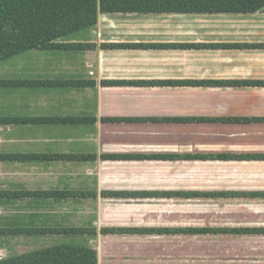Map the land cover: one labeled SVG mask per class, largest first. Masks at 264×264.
Masks as SVG:
<instances>
[{"label":"crops","instance_id":"1","mask_svg":"<svg viewBox=\"0 0 264 264\" xmlns=\"http://www.w3.org/2000/svg\"><path fill=\"white\" fill-rule=\"evenodd\" d=\"M58 42L94 48L29 50L0 62V82H6L0 84V119L10 120L0 122V260L68 244L94 249L98 264H155L132 260L141 255L121 240L264 237L100 232L264 228L261 224L166 226L173 223L148 221L147 216L148 210L163 209L165 203H264V196H252L264 194V12L99 14L93 27ZM60 82L90 84H51ZM38 118L92 121H12ZM58 155L92 159L41 157ZM104 155L157 158L104 159ZM142 210L148 218H143ZM49 229L95 232H34ZM18 230L23 232H14Z\"/></svg>","mask_w":264,"mask_h":264},{"label":"trees","instance_id":"2","mask_svg":"<svg viewBox=\"0 0 264 264\" xmlns=\"http://www.w3.org/2000/svg\"><path fill=\"white\" fill-rule=\"evenodd\" d=\"M264 12V0H0V62L29 50H85L91 44H62L58 41L93 27L99 14H249ZM106 48H159L157 45H105ZM173 47L189 48V45ZM221 47V46H220ZM227 47V46H222ZM22 85L24 82H8ZM109 83V82H106ZM104 82V84H106ZM113 83V82H111ZM124 83V82H122ZM135 83V82H132ZM183 83V82H182ZM187 83V82H186ZM6 84V82H0ZM43 85L36 83V85ZM59 85H89V82H60ZM115 84V82L113 83ZM9 119H0L7 122ZM21 123H71L87 118L13 119ZM58 160H88L92 156H41ZM104 159L157 158V156L104 155ZM191 158V157H186ZM195 158H199L198 156ZM214 158V157H210ZM116 196H237L232 193H103ZM252 196H264L256 193ZM14 232H23L22 230ZM33 232V231H29ZM40 233L92 234V229H49ZM102 234H232L264 235V228H103ZM0 264H98L92 248L62 244L0 260Z\"/></svg>","mask_w":264,"mask_h":264},{"label":"rangeland","instance_id":"3","mask_svg":"<svg viewBox=\"0 0 264 264\" xmlns=\"http://www.w3.org/2000/svg\"><path fill=\"white\" fill-rule=\"evenodd\" d=\"M148 210V221L166 226L264 225V203L260 201H210L165 203ZM141 263L181 264H264V237L261 236H180L121 240Z\"/></svg>","mask_w":264,"mask_h":264}]
</instances>
